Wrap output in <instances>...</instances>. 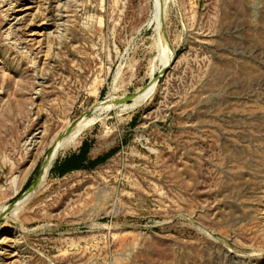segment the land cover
Here are the masks:
<instances>
[{
    "label": "rangeland",
    "instance_id": "374dc122",
    "mask_svg": "<svg viewBox=\"0 0 264 264\" xmlns=\"http://www.w3.org/2000/svg\"><path fill=\"white\" fill-rule=\"evenodd\" d=\"M0 264H264V0H0Z\"/></svg>",
    "mask_w": 264,
    "mask_h": 264
},
{
    "label": "trees",
    "instance_id": "16d2710c",
    "mask_svg": "<svg viewBox=\"0 0 264 264\" xmlns=\"http://www.w3.org/2000/svg\"><path fill=\"white\" fill-rule=\"evenodd\" d=\"M103 93H104V89L101 90L100 95L102 96ZM88 150H89V148H88V146H87V143L84 142V143L81 145V147H80L79 154L77 155V157H79V158L81 159L82 166H80V167H78V168H73V169L95 168V167H97L98 165L105 163L106 160H107L111 155H113V154L115 153V149H111L107 154H105V155H103V156H98L95 160H93V161H91V162L83 163V162L86 160V158H87ZM74 156H76V155L72 154V156H71L70 158H73ZM70 160H71V159H69V161H70ZM65 162H66V161H65ZM67 162H68V161H67ZM60 164H62V163L60 162ZM64 164L66 165V163H63V165H64ZM58 165H59V163H57L56 165H54V166L52 167L51 171L54 172V173H56V174L59 175V176H64L65 174H67V172H69L70 170H73V169H69V168H66V167H65V168H61V169H59ZM32 181H33V179H32V177H30V178L27 180V182H26V184H25L24 187H25V188H28V187L31 185Z\"/></svg>",
    "mask_w": 264,
    "mask_h": 264
},
{
    "label": "crops",
    "instance_id": "0c3cea01",
    "mask_svg": "<svg viewBox=\"0 0 264 264\" xmlns=\"http://www.w3.org/2000/svg\"><path fill=\"white\" fill-rule=\"evenodd\" d=\"M79 151H80V148L77 152L74 153V155H76V156H74L73 158H70L72 156L71 155L68 158L62 160L61 161L62 164H60V162H59V165H58L59 169L65 168V167L69 168V169H73V168H78V167L82 166L81 159L79 157H77V155L79 154ZM96 153H97V150H92L93 155H95ZM89 154H90V151L88 150L87 158L83 163L91 162L98 157V156H96V157L91 158ZM69 159H71V160L69 161ZM63 163H66V165L65 164L63 165ZM78 170H82V169H73V170H70L69 172H67V174L72 172V171H78Z\"/></svg>",
    "mask_w": 264,
    "mask_h": 264
},
{
    "label": "bare ground",
    "instance_id": "6f19581e",
    "mask_svg": "<svg viewBox=\"0 0 264 264\" xmlns=\"http://www.w3.org/2000/svg\"><path fill=\"white\" fill-rule=\"evenodd\" d=\"M83 124H84V123H83ZM77 130H78V129H77ZM73 133H74V132H73ZM62 141H63V140H62ZM32 142H33V141H32ZM32 142H31V143H32ZM63 142H64V141H63ZM59 143H60V142H59ZM59 146H60V145H59ZM56 147H57V146H56ZM56 149H57V148H56ZM56 149H55V150H56ZM53 151H54V150H53ZM54 154H55V152H54L53 154H51V155H54ZM54 156H55V155H54Z\"/></svg>",
    "mask_w": 264,
    "mask_h": 264
},
{
    "label": "water",
    "instance_id": "95a60500",
    "mask_svg": "<svg viewBox=\"0 0 264 264\" xmlns=\"http://www.w3.org/2000/svg\"><path fill=\"white\" fill-rule=\"evenodd\" d=\"M130 98H133V96H130ZM130 98H129V99H130ZM35 183H36V182H35ZM35 183H33L32 186L35 185Z\"/></svg>",
    "mask_w": 264,
    "mask_h": 264
}]
</instances>
